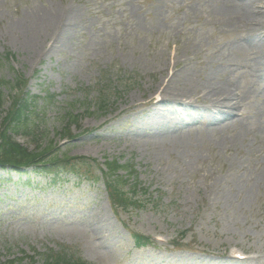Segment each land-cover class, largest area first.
<instances>
[{
	"label": "rangeland",
	"instance_id": "rangeland-1",
	"mask_svg": "<svg viewBox=\"0 0 264 264\" xmlns=\"http://www.w3.org/2000/svg\"><path fill=\"white\" fill-rule=\"evenodd\" d=\"M209 2L0 0V81L20 75L23 94L55 96L46 109L42 148L96 161L75 160L76 176L67 171L58 179L0 169V264L19 258L29 264L26 257L40 262L39 254L63 247L87 264H264L263 74L230 77L240 79V88L261 91L245 98L238 93L235 125L208 130L194 123L183 128L182 145L149 138V115L166 114L165 104L155 103L163 83L175 91L199 87L218 66L208 62L217 56L242 57L256 67L255 51L242 49L239 30L215 21ZM51 8L69 9L80 25L63 46L47 36L42 47L48 54L40 49L31 57L20 26ZM14 88H0V120ZM108 94L114 98L104 115L81 117L70 142L59 138L64 108L74 104L72 113L80 117L83 104L93 112V102ZM181 101L199 109L207 104L201 96ZM16 141L33 147L21 136ZM106 161L132 166L152 198L141 196L142 207L116 211L97 180ZM134 235L154 245L138 249ZM170 243L207 255L195 258ZM234 254L247 258L233 260Z\"/></svg>",
	"mask_w": 264,
	"mask_h": 264
},
{
	"label": "bare ground",
	"instance_id": "bare-ground-1",
	"mask_svg": "<svg viewBox=\"0 0 264 264\" xmlns=\"http://www.w3.org/2000/svg\"><path fill=\"white\" fill-rule=\"evenodd\" d=\"M209 6L213 13L215 21L218 24L226 25L229 28L239 30L240 35L237 37L242 49L255 51L256 58L255 69L244 63L242 57L231 58L230 56L212 57L210 61L211 68L214 63L218 64L216 69L205 74V81L199 87H191L175 91L168 88V85L162 84L159 89V96L155 103L165 104L166 114H157L153 112L149 115L148 130L153 138L160 145L169 143V145H182L185 140L183 128H188L192 124H206L207 129L222 128L226 125H235L237 122L234 116L238 114L242 99L246 96L253 97L257 90L243 89L239 87L240 79L230 78L234 73L242 71L249 75L263 74L259 67L264 68V0H210ZM77 15L65 8H51L46 13H35V15L25 20L20 26L22 30V43L25 49L29 50L32 56L37 51L48 54L42 47V41L48 37L60 39V42H66L73 37L74 32L80 25ZM62 44V46L64 45ZM260 57H258V55ZM244 63V64H243ZM242 73V74H243ZM226 74V75H225ZM228 75V77H227ZM177 76L173 73L172 77ZM242 90L243 94L239 91ZM240 93V96H238ZM162 95V96H161ZM201 96L207 104L203 109H199L193 104L182 102L181 99H197ZM159 97V98H158ZM190 102V101H188ZM242 107V106H241ZM147 130V127H145ZM136 131V128H134ZM197 257L203 258L202 255ZM188 259V257L186 258Z\"/></svg>",
	"mask_w": 264,
	"mask_h": 264
},
{
	"label": "trees",
	"instance_id": "trees-1",
	"mask_svg": "<svg viewBox=\"0 0 264 264\" xmlns=\"http://www.w3.org/2000/svg\"><path fill=\"white\" fill-rule=\"evenodd\" d=\"M15 82L4 83L0 81V88L6 86L17 87L16 93L11 98L10 105L7 107L5 116L0 120V169L12 170L15 173L25 172L26 169H30L36 175L42 177L43 175H51L58 178L64 172H72L71 174L76 176L73 171L75 167V160L82 161L81 164L93 163L96 161L88 160L84 158H70L67 156L58 157L54 155L55 149L44 147L39 145L41 139L45 133L43 128L45 127L44 117L46 109L53 104L55 96L45 95L42 98H37L23 94L21 89L23 85V78L17 75ZM3 95L0 91V109L3 104ZM114 98V95L108 94L104 97H98L93 102L94 111L91 113V106L83 104V115L93 116L94 113L104 115L107 112L110 105V100ZM40 100V103L38 104ZM67 107V105H66ZM74 104L63 109L61 116V123L63 124L64 132L60 137L71 139L70 127L75 125L78 120L83 116L73 115ZM1 111V110H0ZM23 136L29 142L35 144L32 150H28L21 144L15 142V137ZM97 169L99 176L97 180L102 179L105 191L107 192L108 201L116 211L130 210L131 208L142 207L139 197H148L151 199L152 194L149 190L140 187L138 180L133 176L134 172L132 166H123L117 161H107ZM125 172L129 175L125 176L121 174ZM184 238L185 235H181ZM133 244L136 246H143L147 243V239L142 238L139 235H134ZM174 247L178 246V243H172ZM40 262L35 260L34 257H27L29 264H87L82 258H78L76 253L71 248H62L59 251L54 252L52 250L47 251L44 254H39ZM10 264H23L22 258L14 261H9Z\"/></svg>",
	"mask_w": 264,
	"mask_h": 264
}]
</instances>
